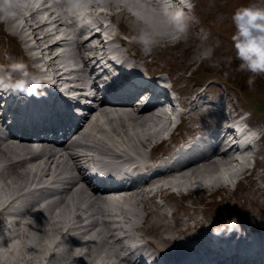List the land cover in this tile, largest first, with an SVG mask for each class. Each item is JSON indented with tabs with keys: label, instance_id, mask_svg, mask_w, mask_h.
<instances>
[{
	"label": "bare ground",
	"instance_id": "1",
	"mask_svg": "<svg viewBox=\"0 0 264 264\" xmlns=\"http://www.w3.org/2000/svg\"><path fill=\"white\" fill-rule=\"evenodd\" d=\"M38 1L40 5L36 7L32 0H15L13 3L9 0H0V7L10 9L20 17L23 16L24 24L22 26L13 25L11 32L14 38L18 37L19 41L23 43L29 40L34 41V44L31 46L39 48L40 55H34L29 52L30 45L18 47L20 53L32 68L39 70L41 66L38 62L43 60L42 57L44 55L51 54V57L46 62L47 68L44 67L43 71H48L54 79V84H56V80L63 81L66 78L64 76L66 74L64 71L66 65L65 57L56 52V50L62 49L65 46H69L72 50L76 49L77 52L74 50L76 53L74 58L81 57L86 66L85 57L88 60L95 58L90 57L89 51H94L98 47L103 46V41L98 40L97 47L88 48L86 42L80 43L76 40L66 42L64 41L65 38L54 40L58 33L62 35L70 29L66 1ZM68 1L76 9L81 8L86 10L89 8L87 12L95 15L93 16L95 21L108 17L115 22L126 13H129L135 24L141 22L140 24L148 26L149 31L147 32L149 34L156 36H160L157 34H161V37H168L167 35L170 34L167 33V25L151 7L153 5V1L151 0ZM63 4L64 7L62 6ZM45 10L48 11L49 16L52 18L51 21L38 18L39 13ZM14 19L16 17L13 18L11 15V17L8 16L6 18V21L10 22ZM49 24L55 25L54 28L47 29ZM121 28L123 29V27ZM189 31L190 28L186 32L184 31L183 37L188 36ZM129 34L139 35L132 30L129 31ZM91 38L99 37L98 35H94ZM119 38L120 36L116 33V39L120 40ZM121 42L122 44L124 43L122 40ZM159 42H163V40H156L155 42L152 40L142 45H136L134 48L138 50V53L134 52V56L137 58L148 56L143 55L142 50L149 51L146 49L151 48L150 44H159ZM59 51L62 52L63 50ZM191 61L195 62L194 60ZM191 61L187 63L186 69L192 64ZM85 71L86 68L69 71L68 74L72 76L69 81L78 80L84 83L85 78H88L89 75V73L85 74ZM152 112V110H142L139 113H133L126 108H121L120 111H117L104 103L95 112V118L92 120L89 118L87 123L73 136L75 138L70 144L73 147L72 150H69V147L65 148L59 155L41 151V156L27 159L23 156L29 150L28 147L6 140L3 141V144L0 145V166L3 164L4 167L2 165L0 171L3 170L2 174H9V177L0 181V215L13 202L19 189L24 188L32 182H63L64 188L45 191L44 187L40 186V191L44 190L45 194L39 197L36 203L20 212L22 217L19 220L11 222L3 220L4 223L0 225V239L4 240L8 237L4 230L7 228V224L10 223L13 227V236L18 242L12 249H7L9 258L6 259V262L0 264H51L52 253L60 245L62 249L61 254L57 261L52 262V264H73V261L77 264H106L109 260L118 257L121 254L120 250H125L126 247L121 243V230L117 231L118 228L113 229L112 223L114 222V218L112 216L115 214L121 222L130 221L133 214L135 217L132 225L136 224L139 214L145 215L149 208L147 204L154 201L157 196L163 197V194L168 190L181 192L184 186L190 187L195 181L203 182L204 179H207V176L211 177L209 180L214 179L215 185L220 180L223 190V183L226 182V179L223 178L224 176L221 177L219 175L222 173V168L228 171L231 167L233 161L231 152L224 154V156L222 155L224 158L220 156L213 158L209 163L193 165L191 168L176 175L175 178L163 179L160 184H154V187H157L154 192L146 194L144 197L137 196V192L134 191L130 192L126 197L119 199L107 198L95 192L89 194L87 189L79 185L81 175L75 173L71 165L78 166L82 160H88V157L96 159L97 156L117 155L119 146L122 147L121 152L124 156L132 158L130 151L139 153L141 148L142 150L147 148L149 142L158 138L161 134L160 128L164 131L165 125L162 124L160 126V117L154 115ZM153 125L155 129L152 128ZM96 133L105 134L106 136L101 135L98 137ZM85 140H92V143H86ZM89 173L92 174V171H89ZM246 174L249 175L250 173L247 170L240 172L238 169L231 176H236L240 179L241 176L245 177ZM95 184L98 183L95 182ZM98 185L101 186L102 183ZM198 185L202 184H196V186ZM209 185L211 186L212 184L209 183ZM55 194L57 196H54ZM41 201H44L43 204L37 205ZM81 203H84L85 206L81 205ZM140 205H143V210L138 212L136 207ZM164 216L168 217L167 211L164 212ZM83 217L92 218L89 227L86 230L80 231L78 237L69 238L70 231L79 228L76 222L82 221ZM152 217L156 219V213ZM101 219H103V223L99 222ZM105 219L112 227L104 222ZM159 219L157 217V220ZM71 221L75 223L72 225ZM97 228L99 230H96ZM36 229H38L37 236ZM56 234H61L60 240H57L58 235ZM84 236L89 238L86 244L87 240L79 239V237ZM256 237H264V235ZM125 238H128V236ZM132 238L134 236L130 235L128 239L133 240ZM66 240L70 242V245L66 243ZM215 240L220 239L215 238L212 240V243ZM260 242L258 244V251L259 254L264 255V241L261 239ZM222 247L220 248V252L222 251ZM106 248H111V250ZM126 248L131 252L130 248ZM111 264L118 263L112 261Z\"/></svg>",
	"mask_w": 264,
	"mask_h": 264
},
{
	"label": "rangeland",
	"instance_id": "2",
	"mask_svg": "<svg viewBox=\"0 0 264 264\" xmlns=\"http://www.w3.org/2000/svg\"><path fill=\"white\" fill-rule=\"evenodd\" d=\"M197 1V7L195 5L194 10L199 16V29L205 33L201 41L203 43L205 38L207 44L213 45L215 49L199 45L200 39L193 28L190 29V31L192 30L190 35L186 39L183 37L180 42L181 39L177 40L172 37L177 32L174 28H168L167 33H170L167 35L168 37H161V34H157L160 36L149 34L147 32L149 31L147 25L140 24L141 22L135 24L129 13H126L118 20L125 31L132 30L139 34L138 36H144L146 42L163 40L159 44H150L152 49L148 53L151 54L150 57L152 58L150 60L147 59V63L152 68H157L158 66L164 67L171 73H177L181 76V71L187 66L188 61L192 59L197 60L200 55H206L211 49V55H206L202 61L201 68L198 69L199 71L192 73L193 80L199 82L205 77H222L223 79H227L229 87L241 93L238 101L253 105L260 114L264 115V85L261 83L259 85L257 81L258 78L264 80V73L254 74L247 70L243 72L239 67L242 61L236 55V41L233 39L234 34L239 32L238 25L232 18L233 13L238 8L248 4L256 7L257 0ZM1 13L2 9L0 8V73H10L16 78H21L23 69H21L22 64L19 59L20 57H18L19 52L16 48L12 47L17 41L11 38L9 24L3 21ZM256 15V13L252 14L253 19L256 18ZM260 27H264V25H260ZM190 43H194L192 45L193 49H189L188 45ZM234 58H236L238 63H234ZM14 65L17 67H13ZM253 75L255 76V80L253 84L249 85V76ZM183 87L185 85L182 81L180 89ZM162 147L164 148V145ZM258 175L246 174L237 189L231 193L222 190L220 180L215 185L214 179L209 180L210 176H207V179H204L203 182L195 181L190 187L184 186L181 192L184 191L185 194L179 195L180 192L178 195H169V201L165 208L167 209L168 206L172 207L174 213L173 218H169V220H172L169 222L170 224L168 225V220L161 221L160 219H155L149 222L147 220L145 224L146 237L155 240L161 239V236L174 239L179 238L184 231L192 230L194 221L189 218H192L196 213H202L200 220L204 221L206 219V223L212 218L211 221H218L220 218L225 219V221L248 219L264 223V172L258 173ZM8 177L9 175L0 178V181ZM199 183L202 185L196 186ZM209 183L214 186H210ZM207 185L209 186L207 187ZM188 193L191 194L188 196L186 195ZM149 204L154 205L152 202ZM160 210L162 214L160 216L158 213V215L162 219L163 208ZM194 229L191 232H194ZM37 231L38 229H36V236ZM8 238L9 236L4 240L0 239V263L7 261L6 259L9 258L7 249H12L18 242L8 240Z\"/></svg>",
	"mask_w": 264,
	"mask_h": 264
},
{
	"label": "clouds",
	"instance_id": "3",
	"mask_svg": "<svg viewBox=\"0 0 264 264\" xmlns=\"http://www.w3.org/2000/svg\"><path fill=\"white\" fill-rule=\"evenodd\" d=\"M256 4V7L248 4L238 8L233 13L232 18L239 28V32L233 36L234 41H236V55L242 61L239 67L242 70L247 69L251 73L259 74L264 73V27H260V25H264V0H257ZM253 13L257 14L255 19L252 17ZM135 39L143 43L145 37L141 35L135 37ZM211 51L210 49L206 55H211ZM13 67L17 66L14 65ZM29 76L30 73L26 67H23L21 78L11 85L4 84V87H11L13 91L24 90L34 92L42 83V78L37 74H31V79H25ZM254 80V75L249 76V85L253 84ZM256 131V129H252L253 133Z\"/></svg>",
	"mask_w": 264,
	"mask_h": 264
}]
</instances>
